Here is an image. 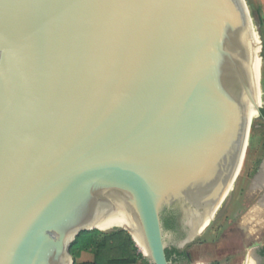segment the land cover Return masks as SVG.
<instances>
[{"label": "water", "instance_id": "water-1", "mask_svg": "<svg viewBox=\"0 0 264 264\" xmlns=\"http://www.w3.org/2000/svg\"><path fill=\"white\" fill-rule=\"evenodd\" d=\"M246 10L0 0V264H73L79 233L119 218L150 264L193 242L245 152ZM164 212L179 216L182 241Z\"/></svg>", "mask_w": 264, "mask_h": 264}, {"label": "rangeland", "instance_id": "rangeland-1", "mask_svg": "<svg viewBox=\"0 0 264 264\" xmlns=\"http://www.w3.org/2000/svg\"><path fill=\"white\" fill-rule=\"evenodd\" d=\"M243 2L262 61L258 104L249 119L245 152L229 193L193 242L176 249L187 256L181 264H244V251L255 245L264 247V188L254 186L264 166V9L259 0ZM136 247L143 256L144 250Z\"/></svg>", "mask_w": 264, "mask_h": 264}, {"label": "trees", "instance_id": "trees-1", "mask_svg": "<svg viewBox=\"0 0 264 264\" xmlns=\"http://www.w3.org/2000/svg\"><path fill=\"white\" fill-rule=\"evenodd\" d=\"M162 223L164 230L172 229L173 212H164ZM82 253L92 255L93 260L91 262H78ZM69 254L73 264H137L139 261L150 264L138 252L131 236L122 230L108 233L98 230L83 231L70 245ZM165 255L171 264H181V261L187 258L185 253L179 252L174 247L166 249ZM260 256L264 258V248L260 251Z\"/></svg>", "mask_w": 264, "mask_h": 264}, {"label": "bare ground", "instance_id": "bare-ground-1", "mask_svg": "<svg viewBox=\"0 0 264 264\" xmlns=\"http://www.w3.org/2000/svg\"><path fill=\"white\" fill-rule=\"evenodd\" d=\"M246 13H247V10H246ZM247 20H248L247 48H248L250 61L252 64L251 65V80H250V85H249L250 94L247 96L246 110H245L246 124H247V129H248L249 119L252 116V113L256 109L257 104H258L262 61L258 55V51H260L259 46L257 44V47H256L252 41L254 38V32L251 29V26H252L251 18L247 19ZM255 39L257 40V36L255 37ZM259 44H260V41H259ZM263 173H264V166L262 169V173L260 174V176L257 178V180L254 183V186L257 189L264 188V175H263ZM262 201L264 202V199ZM206 225H207V222L204 224L201 232L203 231V229L205 228ZM98 228L105 233H108V232L116 230V229H128V230H130L134 240L136 241L137 246L144 250L142 242L139 239V237L137 236V234L134 232V229L124 219H121V218L114 219V220H112V221H110L104 225L99 226ZM144 251H143V253H144Z\"/></svg>", "mask_w": 264, "mask_h": 264}, {"label": "crops", "instance_id": "crops-1", "mask_svg": "<svg viewBox=\"0 0 264 264\" xmlns=\"http://www.w3.org/2000/svg\"><path fill=\"white\" fill-rule=\"evenodd\" d=\"M264 9V0H259ZM264 247H259L257 249H247L244 251L243 261L244 264H264V258L260 256V251ZM93 256L90 254L82 253L78 259V262H91Z\"/></svg>", "mask_w": 264, "mask_h": 264}, {"label": "flooded vegetation", "instance_id": "flooded-vegetation-1", "mask_svg": "<svg viewBox=\"0 0 264 264\" xmlns=\"http://www.w3.org/2000/svg\"><path fill=\"white\" fill-rule=\"evenodd\" d=\"M173 217L174 223L172 224V229L165 230V232L169 234L171 241L177 243L182 241L186 237V229L181 223L179 216L174 212Z\"/></svg>", "mask_w": 264, "mask_h": 264}]
</instances>
